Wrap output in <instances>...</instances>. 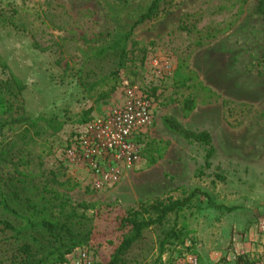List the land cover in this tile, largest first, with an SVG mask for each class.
I'll return each mask as SVG.
<instances>
[{"label": "rangeland", "instance_id": "374dc122", "mask_svg": "<svg viewBox=\"0 0 264 264\" xmlns=\"http://www.w3.org/2000/svg\"><path fill=\"white\" fill-rule=\"evenodd\" d=\"M123 1L134 7L148 0H0V64H6L0 66V79L11 73L22 82L20 99L26 116L54 115L62 121L56 135L42 139L44 163L48 168L62 165L66 176L77 183L71 197L93 204L101 214L93 242L75 249L61 264H74L78 251H84L91 264L106 260L109 247L104 240L113 223L104 218L153 196L181 198L195 188L209 196L213 205L197 195L181 213L180 222L197 233V241H204L212 226L230 227L243 236L264 215V19L253 13L257 0H247L243 7L241 0H185L155 25L140 28L134 38L147 49L143 64L130 67L109 98L95 101L75 77L65 76L64 68L79 66L76 46L84 40L104 39L110 20L107 2ZM185 14L195 23L190 33L179 29ZM213 28L222 33L198 49L186 48ZM155 59L167 61L169 71L158 72L150 63ZM181 63L191 65L205 85L232 104L222 105L220 98L198 104L183 117L181 100L188 90L173 83ZM126 83L138 85L152 98L153 122L139 138L140 158L133 168L112 187L94 190L82 168L66 163L63 151L90 120L81 122L83 111L91 107L87 115L91 118L116 103L112 101L120 100ZM166 114L189 129L210 131L215 148L210 167L204 166L201 145L163 125ZM11 133L2 129L0 141ZM230 228L219 233V239L226 240Z\"/></svg>", "mask_w": 264, "mask_h": 264}, {"label": "trees", "instance_id": "16d2710c", "mask_svg": "<svg viewBox=\"0 0 264 264\" xmlns=\"http://www.w3.org/2000/svg\"><path fill=\"white\" fill-rule=\"evenodd\" d=\"M184 1L148 0L134 7L127 1L116 5L107 2L110 20L104 39L98 43L84 40L83 45L76 46L79 66L66 64L65 76L75 77L95 101L109 98L130 67L136 62L143 64L146 58V47L134 38L136 31L155 25ZM246 2L241 0V6ZM253 13L264 19V0L256 1ZM194 24L185 14L178 25L181 31L190 33ZM221 33L218 28L208 29L205 36H197L186 48L198 49ZM186 65L180 64L173 80L177 87L188 90L181 100L183 117L198 104L221 98L199 79L191 65ZM0 66L5 68L6 64ZM183 67L187 72L181 74ZM23 89L22 82L11 73L7 79H0V114H4L0 131H12L0 141V264H61L75 249L93 242L98 235L96 219L101 214L93 204L71 197L69 192L77 183L66 176L62 165H45L42 139L56 135L63 123L54 115L26 116L20 99ZM221 103L232 104L226 98H221ZM90 112L91 107L83 111V124L90 119ZM162 123L181 138L201 145L204 166L210 167L215 148L209 130L189 129L169 114L162 117ZM216 177L221 178L219 174ZM197 195L205 196L213 205L208 195L195 188L181 198H145L114 211L112 218L106 216L104 219L112 221L113 226L104 240L108 257L100 264H172L188 250L184 243L189 230L180 217Z\"/></svg>", "mask_w": 264, "mask_h": 264}, {"label": "built area", "instance_id": "2783aa9c", "mask_svg": "<svg viewBox=\"0 0 264 264\" xmlns=\"http://www.w3.org/2000/svg\"><path fill=\"white\" fill-rule=\"evenodd\" d=\"M152 66L166 72L170 64L155 59ZM116 103L95 113L79 135L63 151L66 163L82 168L89 176L94 190H106L117 184L122 176L139 161V138L153 122L154 102L138 85L126 83ZM255 235L264 240V215L256 218ZM235 259V258H234ZM74 264H91L84 251L77 252ZM172 264H198L196 255L183 253ZM238 264V263H234ZM240 264H264V256Z\"/></svg>", "mask_w": 264, "mask_h": 264}, {"label": "crops", "instance_id": "0c3cea01", "mask_svg": "<svg viewBox=\"0 0 264 264\" xmlns=\"http://www.w3.org/2000/svg\"><path fill=\"white\" fill-rule=\"evenodd\" d=\"M116 100L117 97L112 102ZM225 228L230 227H210L204 241H197L194 236L197 233L190 231L184 243L188 250L184 253L196 255L198 264H240L252 260L254 256H264V240L255 235L254 228L247 229L243 236L233 233L230 228L226 240L222 241L219 233Z\"/></svg>", "mask_w": 264, "mask_h": 264}]
</instances>
